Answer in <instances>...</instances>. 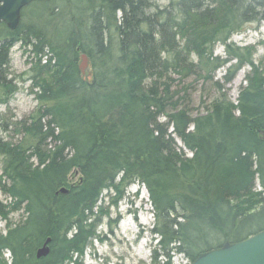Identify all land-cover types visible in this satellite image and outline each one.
<instances>
[{
  "label": "trees",
  "instance_id": "obj_1",
  "mask_svg": "<svg viewBox=\"0 0 264 264\" xmlns=\"http://www.w3.org/2000/svg\"><path fill=\"white\" fill-rule=\"evenodd\" d=\"M262 23L264 0H170L165 8L152 0H34L16 30L0 22V104L18 92L10 78L16 45L34 58L29 81L39 104L20 122L0 115V195L9 200L0 201V264H80L104 194L119 200L133 184L149 192L157 264L176 254L194 263L263 232L264 77L254 48L231 43ZM218 45L225 58L215 55ZM82 54L89 79L79 70ZM246 66L237 105L216 100L193 118L186 80L214 81L228 67V85ZM175 75L185 86L175 89ZM63 188L69 193L57 194ZM48 239L50 255L37 260Z\"/></svg>",
  "mask_w": 264,
  "mask_h": 264
},
{
  "label": "rangeland",
  "instance_id": "obj_2",
  "mask_svg": "<svg viewBox=\"0 0 264 264\" xmlns=\"http://www.w3.org/2000/svg\"><path fill=\"white\" fill-rule=\"evenodd\" d=\"M153 3L165 8L170 0H152ZM114 46L117 45V38H114ZM236 48L253 47L254 63L259 68L264 77V23L248 25L243 34L235 35L231 39ZM244 53V52H243ZM215 55L225 58V48L218 45ZM10 78H15L18 82V92L12 97L8 106L0 104V115L5 121L10 119L20 122L32 115L38 108L35 95L30 90V61L33 56L23 54L20 45H16L11 50ZM228 67L216 71L214 81L197 80L191 78L186 80V85L191 87V115L196 118L204 114L210 105L216 101L225 99L232 105L238 104L241 88L247 84L246 77L251 68L244 67L228 85L223 82V76ZM175 89L185 86L180 83V77L175 75ZM219 81L220 87L215 86ZM183 95V93H181ZM15 143L22 140L21 136L13 138ZM179 147H183L179 143ZM185 153H190L185 150ZM36 163V162H35ZM3 162L0 159V175L2 174ZM80 176H72L70 184H77ZM123 196L119 200L112 191L105 193L102 201V212L97 209V221L95 237L87 246L83 258H79L80 264H157L155 263L154 253L158 250L159 238L152 233V228L157 225L150 204L148 190L140 184H133L123 190ZM0 201L9 203V200L0 195ZM115 202V203H114ZM23 212L10 216L13 223H19L23 219ZM5 221H0V231L5 233ZM161 252H158L160 257ZM9 254L5 258L9 260ZM171 264H193L184 255L172 256ZM158 264H166L165 257L158 258Z\"/></svg>",
  "mask_w": 264,
  "mask_h": 264
},
{
  "label": "water",
  "instance_id": "obj_3",
  "mask_svg": "<svg viewBox=\"0 0 264 264\" xmlns=\"http://www.w3.org/2000/svg\"><path fill=\"white\" fill-rule=\"evenodd\" d=\"M34 0H0V22L5 23L12 31L16 30L24 8ZM82 77L89 79L92 76L90 58L82 54L79 62ZM78 173H76V176ZM69 191L61 189L57 194L67 195ZM51 239H48L37 250L36 259H45L50 255ZM193 264H264V231L233 245L225 244L223 248L211 251Z\"/></svg>",
  "mask_w": 264,
  "mask_h": 264
},
{
  "label": "bare ground",
  "instance_id": "obj_4",
  "mask_svg": "<svg viewBox=\"0 0 264 264\" xmlns=\"http://www.w3.org/2000/svg\"><path fill=\"white\" fill-rule=\"evenodd\" d=\"M66 189V188H65ZM43 246V245H42Z\"/></svg>",
  "mask_w": 264,
  "mask_h": 264
}]
</instances>
